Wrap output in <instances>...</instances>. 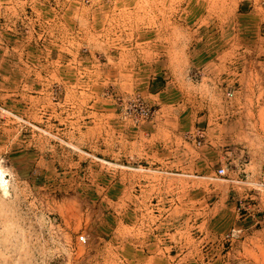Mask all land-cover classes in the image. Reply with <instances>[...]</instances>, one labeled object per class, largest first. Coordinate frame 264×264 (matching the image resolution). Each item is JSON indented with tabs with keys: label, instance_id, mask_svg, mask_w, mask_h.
I'll return each mask as SVG.
<instances>
[{
	"label": "rangeland",
	"instance_id": "rangeland-1",
	"mask_svg": "<svg viewBox=\"0 0 264 264\" xmlns=\"http://www.w3.org/2000/svg\"><path fill=\"white\" fill-rule=\"evenodd\" d=\"M0 172V264H264V0H0Z\"/></svg>",
	"mask_w": 264,
	"mask_h": 264
},
{
	"label": "built area",
	"instance_id": "built-area-1",
	"mask_svg": "<svg viewBox=\"0 0 264 264\" xmlns=\"http://www.w3.org/2000/svg\"><path fill=\"white\" fill-rule=\"evenodd\" d=\"M223 173V169H221V168H218L217 170H216V174H218V175H221ZM85 237L83 236V235H79V236H77L76 237V242H78V243H80V244H84L85 243Z\"/></svg>",
	"mask_w": 264,
	"mask_h": 264
},
{
	"label": "bare ground",
	"instance_id": "bare-ground-1",
	"mask_svg": "<svg viewBox=\"0 0 264 264\" xmlns=\"http://www.w3.org/2000/svg\"><path fill=\"white\" fill-rule=\"evenodd\" d=\"M0 187L2 188L3 191L6 190V182L4 181L2 172H0Z\"/></svg>",
	"mask_w": 264,
	"mask_h": 264
}]
</instances>
